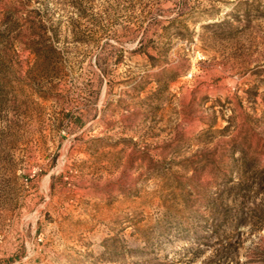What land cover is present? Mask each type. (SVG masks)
I'll list each match as a JSON object with an SVG mask.
<instances>
[{
    "label": "rangeland",
    "instance_id": "374dc122",
    "mask_svg": "<svg viewBox=\"0 0 264 264\" xmlns=\"http://www.w3.org/2000/svg\"><path fill=\"white\" fill-rule=\"evenodd\" d=\"M0 264H264V0H0Z\"/></svg>",
    "mask_w": 264,
    "mask_h": 264
}]
</instances>
